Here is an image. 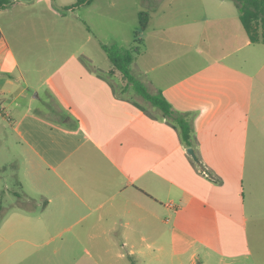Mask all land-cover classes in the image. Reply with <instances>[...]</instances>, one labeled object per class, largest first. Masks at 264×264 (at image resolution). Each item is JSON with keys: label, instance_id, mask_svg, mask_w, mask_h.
<instances>
[{"label": "crops", "instance_id": "1", "mask_svg": "<svg viewBox=\"0 0 264 264\" xmlns=\"http://www.w3.org/2000/svg\"><path fill=\"white\" fill-rule=\"evenodd\" d=\"M75 1L0 9L36 39L65 21L70 43L26 64L0 26V133L33 184L32 209L0 222V264H264V43L231 0ZM113 43L188 118L190 145L125 88L101 49Z\"/></svg>", "mask_w": 264, "mask_h": 264}, {"label": "rangeland", "instance_id": "2", "mask_svg": "<svg viewBox=\"0 0 264 264\" xmlns=\"http://www.w3.org/2000/svg\"><path fill=\"white\" fill-rule=\"evenodd\" d=\"M76 13L82 15V10H78ZM5 25L4 20L0 18L2 36L12 47L18 61H23L26 64L28 62L23 60L26 55H31L33 61L36 63L38 61L39 64L45 59L48 51H66L70 48L67 36L69 27L65 21L45 23L43 28L38 26L37 39L28 32V27L25 25L18 23L11 27H5ZM79 28L81 29L82 25ZM79 31L77 27L74 28V34ZM46 35L49 36V43L44 41ZM35 53H38V58ZM40 93L42 94V92ZM32 97H35L34 92ZM17 148L14 137L10 133H0V222L14 210L17 211L18 207L32 209L26 196L30 194L33 184L30 180H20L23 164L17 154ZM7 236L10 240L15 239V234Z\"/></svg>", "mask_w": 264, "mask_h": 264}, {"label": "trees", "instance_id": "3", "mask_svg": "<svg viewBox=\"0 0 264 264\" xmlns=\"http://www.w3.org/2000/svg\"><path fill=\"white\" fill-rule=\"evenodd\" d=\"M13 0H0V9L7 7ZM92 0H76L73 6L90 3ZM238 10L240 22L250 42L264 43V0H231ZM148 14L139 13V28L146 27ZM101 49L107 55L112 70L120 73L125 88H131L136 94L155 107L178 130L181 141L190 145L191 125L188 118L172 109L161 93H151L147 87L131 72L132 51L117 44H102ZM131 264H136L131 262Z\"/></svg>", "mask_w": 264, "mask_h": 264}, {"label": "water", "instance_id": "4", "mask_svg": "<svg viewBox=\"0 0 264 264\" xmlns=\"http://www.w3.org/2000/svg\"><path fill=\"white\" fill-rule=\"evenodd\" d=\"M186 152L194 159L197 160L196 154L194 152V149L190 146L186 148Z\"/></svg>", "mask_w": 264, "mask_h": 264}, {"label": "built area", "instance_id": "5", "mask_svg": "<svg viewBox=\"0 0 264 264\" xmlns=\"http://www.w3.org/2000/svg\"><path fill=\"white\" fill-rule=\"evenodd\" d=\"M205 173V172H204ZM171 206V204H169Z\"/></svg>", "mask_w": 264, "mask_h": 264}]
</instances>
